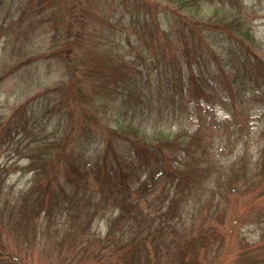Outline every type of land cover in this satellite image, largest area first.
<instances>
[{"label":"trees","instance_id":"16d2710c","mask_svg":"<svg viewBox=\"0 0 264 264\" xmlns=\"http://www.w3.org/2000/svg\"><path fill=\"white\" fill-rule=\"evenodd\" d=\"M178 1L191 9L193 18L179 9L159 13L150 0H38L35 5L29 0L20 5L19 22L27 23L23 39L33 41L40 25L48 26L49 45L40 57L60 61L68 76L67 86L44 91L46 106L55 97L48 94L61 88L80 109L72 123L75 128L67 127L62 136L38 132L36 147L28 155L35 165L28 191L3 194L0 182V264H22L6 236L33 248L47 236L43 245L55 264H207L223 252L219 248L226 233L220 225L231 195L264 183V149L254 171L243 154L238 160L242 164L225 170L223 177L225 172L215 171L221 165L216 150L228 138L210 134L205 144L206 136H200L202 113L195 115L198 123L192 133L188 128L167 133L158 122L178 110L184 118L183 109L194 106L184 101L187 93L199 95L200 105L201 94L207 96L214 88L220 98L210 101L212 109L219 102L227 107L225 97L242 95L243 83L233 94L221 77L230 74L226 65L232 59L240 66L236 81L242 73H252L248 49L255 45L254 37L240 17L241 0H212L206 14L202 0ZM119 17L127 18L132 33L116 35L113 21ZM201 25L207 26L214 44H221L214 59L201 49V40L189 52L187 42L197 40L194 29ZM123 36L127 43L134 38L152 46L140 43L126 66L122 51L118 53ZM166 47L186 57L167 59ZM145 49L152 50L156 74L139 64ZM190 57L197 59V68ZM63 115L70 121L66 109ZM71 142L72 155L61 146ZM71 170L78 177H72ZM183 195L194 199L189 212L183 206L189 197L184 200ZM97 217L106 219L104 235L93 229ZM255 256L241 257L254 264Z\"/></svg>","mask_w":264,"mask_h":264},{"label":"rangeland","instance_id":"374dc122","mask_svg":"<svg viewBox=\"0 0 264 264\" xmlns=\"http://www.w3.org/2000/svg\"><path fill=\"white\" fill-rule=\"evenodd\" d=\"M28 1L3 0L0 6V182L3 185V194L14 195L18 194L19 191L24 192L31 188L35 165L31 164L28 155L31 153L30 150L36 147L34 139L38 138V132H40L39 136L50 132L62 136L67 127L73 126L72 123L77 118L76 113L80 109V104L69 98V92L66 89L63 92L61 88L55 93L48 94L50 96L55 94V97H52L54 102H50L51 105L46 106L48 96L43 94L44 91L62 84L67 86L68 76L60 61L40 57V54L47 52L49 45L46 35H49L48 26L40 25L33 41L27 43L23 39V30L27 23L19 22L20 5ZM37 1L33 0V4L35 5ZM150 1L156 7L155 11L159 13L164 9H179L177 11L181 14L193 18L191 9L186 6L182 7L178 0ZM210 1L212 0H202L205 14L213 8ZM241 1H243L244 7L240 17L243 18L244 24L246 23L250 27L254 37L255 45L248 49L250 53L248 67L252 73H242L236 81V75L239 73L237 68L240 66L237 60L232 59L226 65L230 74L227 73L221 79L223 85L231 86L233 94L235 88L243 83L245 90L242 95L235 94L232 98L225 97L227 107L222 106L219 102L212 109L208 107L210 101L214 103L220 98L214 88L213 93L207 94V96L201 94L200 100L203 102L200 105L196 103L199 95L187 93L184 101L187 104L193 103L194 106L183 109L185 111L184 114L182 113L184 118L181 116L183 119L180 121L181 111L178 110L170 119L165 117L160 123L158 122L161 129L167 133H176L180 128H188L190 129L189 132L192 133L198 123L195 115L197 116L198 112L202 113L204 118L201 121L200 136H206L205 144H208L210 134L216 138L224 134L228 138L224 142V146L216 150L218 163L221 165L217 166L215 171L225 172L221 174L223 177L226 176L225 170L242 164L238 160L243 154L244 160L254 171V168L259 166V161H262L264 149V0ZM80 6L81 4H78V7L75 8L78 10ZM195 10L196 6H193V11ZM74 12L80 14L75 9ZM77 23L80 24V22ZM113 23L114 29L117 30V36L122 33L133 32L132 26L127 24L125 17L114 19ZM206 27L204 25L196 26L194 30L197 40L193 43H187L192 46H188L189 52L192 53L197 42L203 41L201 49L209 54L208 59L210 60V57L214 59L215 52L221 50L219 48L221 44L218 46L211 41L213 37L208 35L211 33ZM208 28L213 29L214 26ZM97 34L103 35L101 30H98ZM105 34H107L106 31ZM123 37L125 40L121 43L122 48L118 53L122 51L121 54L126 66H129L130 59L135 55V52L140 50V43H143L145 48L152 46H147L144 41L138 44L134 38L131 39L130 43H127V36ZM183 47H185L184 44ZM151 52V49H145L141 57L144 60H140L139 64L147 66L156 74L158 68L156 67L157 64L151 61V56H149ZM165 54L167 59L177 57V55L182 58L186 57L184 52L171 51L168 47H166ZM217 57L222 60L220 54ZM193 58H191V63L194 68H197L199 66L198 61ZM183 68L184 70L188 68L184 62ZM146 75L147 73L144 76ZM153 79H155V75ZM216 83L218 82L216 81ZM55 101L57 106H54ZM65 109L70 116V121L66 120L63 115ZM73 127L75 128V126ZM61 146L64 150L66 149V153L73 154L74 144L72 142ZM216 173V175L219 174ZM71 174L72 177L79 175L73 170H71ZM87 178L92 182L91 175ZM91 186L96 188V184ZM203 189L205 191L210 190L209 187ZM187 197L189 195H183L184 200ZM193 202L194 199L190 196L183 205L186 212H189ZM103 209L106 211L107 206ZM98 217L93 222V229L98 232L101 231L104 235L106 233V219L98 220ZM224 219L225 221L220 227L225 231L226 239L224 246L219 248V251L222 249L223 252L210 259L207 264H252L242 261L243 257L241 256L246 258L247 254L249 257L256 255L254 264H264V183L248 192H234L231 195L228 213ZM2 232L5 236L6 231L2 230ZM43 240L40 246L33 248L25 245L22 239L16 241L13 236H6L5 238L7 244H10V248L17 253L15 254L17 259H22V264H55L51 260L52 255L47 252L49 248L45 249L43 245L48 237L46 236ZM14 263L18 264V262Z\"/></svg>","mask_w":264,"mask_h":264}]
</instances>
